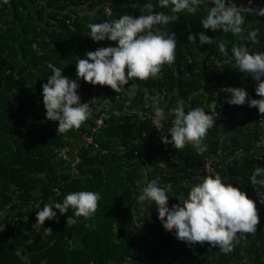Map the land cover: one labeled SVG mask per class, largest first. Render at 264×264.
<instances>
[{
  "label": "trees",
  "instance_id": "1",
  "mask_svg": "<svg viewBox=\"0 0 264 264\" xmlns=\"http://www.w3.org/2000/svg\"><path fill=\"white\" fill-rule=\"evenodd\" d=\"M109 1L116 3L110 20L120 15H141L138 8L117 4L118 0H7V3H0V211L9 203L17 208L24 207L18 201L36 202L39 199L35 194L37 190L43 192L42 207L50 201L62 202V197L53 195L51 189L59 178H70V168L54 154V148L63 139L62 135L48 129L58 126V122L46 119L42 84L47 83V77L51 75L48 63L61 68L63 75L75 79L77 58H83L86 52L99 47L114 46L115 42H93L86 35L90 23L107 20L104 11ZM234 2L238 6L247 5V0ZM152 3L154 11L163 10L155 7L156 0ZM252 6H264V0H253ZM205 14V6L201 5L195 13L179 14V19L173 24L157 26L175 33L177 41L176 59L171 65L162 67V77L148 79L147 84L134 78L119 93L105 86V93L100 97L115 104L117 96L123 97L128 93L130 99L137 103L135 107L139 108L145 106L148 97L162 94V90L166 89L168 102L161 107L166 105L169 109L177 101H182L185 106L187 103L200 106L206 112L207 103L211 104L214 96L209 85L216 83L221 100L227 105L229 123L240 121L233 145L252 148V137L259 138L263 132L253 115L258 109L248 107L247 103L230 105L226 93L219 90L229 86L242 87L253 99H260L255 93L256 82L235 68L233 61L221 56L217 41H224L229 49L235 44L248 47L250 53L264 51V17L247 14L241 38L222 30L203 29L200 20ZM251 28L260 29V43L252 44L247 40V30ZM201 31L212 36L210 43L199 44L197 34ZM189 33L197 37V43L188 41ZM212 57L218 58L223 66L212 71L206 65ZM91 88V84L80 81L78 92L81 89L85 93L81 103L89 101ZM152 88L156 89V93L152 92ZM94 113L92 111L91 116ZM119 123H112L99 137L104 146L108 142L114 144V152L112 149L107 157L85 159L79 166L81 176L72 182L76 191L89 190L101 194L95 214L85 219L73 216L72 210L61 215L54 209L57 217L46 220L40 229L33 228L36 211L9 210V213L0 216V264H125L129 258L131 262L128 264L134 261H140L139 264L207 263L205 255L208 253L200 249V245L193 247L179 241L175 246L177 239L171 230L152 223H145L141 229L134 226L130 215L133 210L138 214L141 212L136 196L137 185L145 174L144 167L150 164L161 167L170 159L161 143L151 138L145 139L143 147L137 145V137L143 132L149 135L151 126L127 119L123 120V125ZM246 129L251 130L252 136L243 139L240 144ZM218 130L219 124H216L207 132L204 143L208 146V153L217 152L215 138ZM119 144L128 148L126 155H120ZM168 147V150L174 149L171 144ZM136 151L138 156L133 158ZM185 155L187 162L197 160L203 163L205 158L200 157L191 146L186 150H174L176 159H185ZM92 163L99 167L90 169ZM257 166L264 167V159L256 163L246 160L244 164L232 167L231 176L234 184L258 202L257 192L250 184V177ZM58 170L61 172L59 176ZM41 174H45L46 178L42 179ZM44 228H51L52 234L44 236ZM232 263L264 264V221L257 225L254 235L246 234L234 243L230 252H224L219 262H209Z\"/></svg>",
  "mask_w": 264,
  "mask_h": 264
},
{
  "label": "clouds",
  "instance_id": "2",
  "mask_svg": "<svg viewBox=\"0 0 264 264\" xmlns=\"http://www.w3.org/2000/svg\"><path fill=\"white\" fill-rule=\"evenodd\" d=\"M137 1L134 3V0H123L122 2L118 0L117 4L122 3L132 6L133 9L138 8L141 12L138 17L120 15L119 18L110 20V17L106 16L107 20L103 19L101 23L88 25L89 32L86 35L93 42L107 40L115 43L114 46L99 47L95 51H88L83 58H77L75 79L63 75L62 69L54 64L48 63L47 65L51 70V75L47 77V83L42 84V102L46 119L58 122V126H51L48 129L62 135L63 139L54 148V154L59 161L66 162V166L70 168L68 175L71 176L69 179L59 178L52 185L53 195L62 197V202L50 201L42 207L43 192L41 190L35 192L36 197L39 198L37 201L42 200V203L40 206L37 205L38 209L26 211H36V223L33 228L41 229L46 220L55 219L57 212L54 209L58 210L61 215L72 210L73 216L88 219L95 214L98 201L101 199L99 192L74 190L72 182L81 176L79 166L85 159H99L108 155L102 156L100 153L81 150L79 157L82 161L77 165L78 174H75L71 167L73 161L61 158L60 153L57 152L59 147L65 145L74 147V144L67 143L65 139L67 137L77 139L75 133L77 131L73 129L79 128L91 118V104L96 99L81 103V99L85 97L81 89L78 92L81 80L92 85L91 91L93 86L98 85L100 96V94L104 95L105 86L119 93L125 90V86L134 78L145 84L148 83V79L157 78L164 65H171L175 61L177 48L175 33L166 32L165 28L161 30L157 26L173 24L179 19V14L195 13L201 5L205 6L206 12L200 20V26L203 29L222 30L224 33H231L241 38H243L241 34L245 32L243 26L247 14L264 17V6L253 7V0H247V5L239 6L234 0H156L155 7L163 9L162 11H154L153 0H145L142 7L140 5L143 0ZM0 3H7V0H0ZM197 35L200 45L212 41V36L207 35L205 31ZM260 35L258 28L247 30V40L252 44L260 43L258 39ZM188 41L195 44L197 37L189 33ZM33 47L35 48V45ZM217 47L222 57L233 61L235 68L251 76L256 82L255 93L260 99H253L242 87L229 86L219 91L226 93L227 102L230 105L242 106L247 103L248 107H255L260 114H264V51L250 53L248 47L235 44L229 49L222 40L217 41ZM211 62H207L206 65L213 68L211 69L213 71L217 66L215 62ZM222 66L223 64L219 67ZM130 107H135L133 102ZM168 116L173 119L167 133L164 134L162 121ZM125 119L127 118H114L112 123L116 125V121H120L121 126ZM127 120L134 122L131 119ZM151 121L152 126L162 132L160 139L164 145L171 144L175 149H182L189 144L197 153L203 154L208 147L204 140L208 130L216 122V113H206L200 106L189 107L186 111L184 103L177 101L175 107L168 109L167 114L164 108L154 105ZM225 122L229 123L228 117ZM239 122L231 123L240 127ZM99 142L104 148L114 149V144L108 142L104 146L101 141ZM153 166L152 164L147 165L144 170L149 173ZM89 167L90 169L98 168L99 165L92 163ZM157 168L163 169L162 167L155 169ZM59 175H61L60 170L57 176ZM39 176L42 179L46 178L45 174ZM159 181L160 177L157 176L140 187L137 205L140 211H144L146 205L150 209L153 208L152 212L156 208L157 212L153 213L157 216L156 224L160 228L171 230L178 241L187 245L197 243L203 245L206 242L207 248L200 246V249L205 252L208 253L211 246L218 247L223 253H227L232 250L234 243L239 242L246 234L256 233L260 220L257 201L249 198L246 192L238 187V184H234L233 177L231 184L223 182L219 174L205 176L200 182L190 187L186 197H179L176 200L178 202H174L171 206L168 204L170 199L168 188L160 186ZM250 184L257 192L258 202L264 204V167L257 166L254 169ZM56 189L58 191H55ZM37 201L31 203H37ZM31 203L18 201V204L24 207H28ZM42 233L48 236L52 234V230L44 228ZM165 234L168 235L167 232ZM200 255L204 256L203 253Z\"/></svg>",
  "mask_w": 264,
  "mask_h": 264
},
{
  "label": "built area",
  "instance_id": "3",
  "mask_svg": "<svg viewBox=\"0 0 264 264\" xmlns=\"http://www.w3.org/2000/svg\"><path fill=\"white\" fill-rule=\"evenodd\" d=\"M115 5L114 1H110L105 6L104 15L107 17H111L113 14L112 7ZM212 61L215 62L217 67L221 66L220 61L215 58H212ZM213 69V68H211ZM163 74L160 72L157 78L162 77ZM152 78V79H157ZM146 82V80H145ZM209 87L214 91L213 101L211 104L207 103L206 113H216V122L213 127L219 124L218 136H216L215 140L218 142L217 145V152L215 153H208L205 152L203 154L197 153L200 157L205 156L203 163H199L197 160L189 161L186 160V155L184 156L185 159L179 160L174 157V149L168 150V145H164L161 142V135L162 132L158 131L154 126H152L151 116L153 114V106L161 107V104H166L168 102V91L164 89L162 94H157L156 96H150L145 101V106H141L139 108L130 107L131 102L130 96L128 93L126 96H117L115 100V104L111 103L109 100H103L99 96L98 85L93 86L91 91L90 99L95 98L96 101L91 104V111H95L94 116H91L88 120H86L79 128L73 129L77 134V139L74 137H67L65 140L67 143L74 144V147L70 145H65L63 147H59L57 152L60 153V157L68 160L73 161L71 167L73 168V173L78 174L77 165H79L82 159L79 157L81 150L89 151L90 153H100L102 156H106L112 153L111 148L102 147L99 142L100 134H103L110 128L112 125V121L115 119L120 118H127L131 119L134 122H138L140 124H144L147 126H151L152 130L150 129L149 135L146 132H143L141 135L137 137V145L139 148L145 145V139L151 138L155 142H160L161 145L164 147L170 162L163 164L161 168H157L159 166H153L148 173L145 171L142 179L139 182L140 187L146 184L148 181L155 179L157 176L160 177V186L168 188V195L170 199L168 200L169 206H171L179 197L184 196L186 197L188 191L191 186L200 182V180L208 175H215L219 174L225 183L232 184V176H231V168L235 167L236 165H240L246 162V160L250 163H256L262 161L264 159V114H260L258 111H254L253 115L257 119V124L260 128H262L263 132L261 131V135L259 138L252 137V145L254 147L249 148L241 145H233V138L237 135L238 129L240 127L229 126V123L225 122V119L228 117V109L227 105L224 104L221 100L220 93L217 91V84L211 83ZM153 93H156V89H152ZM83 95H81L82 97ZM129 100V102H128ZM131 100V102H130ZM135 106L137 103L133 102ZM175 107V106H171ZM189 107H192L190 104H186L185 110ZM164 108L165 113L167 114L168 109L167 106H162ZM173 117L168 116L164 121H162L163 125V133H167V129L171 126V121ZM141 126V125H140ZM212 127V128H213ZM248 128V127H247ZM254 128V126H252ZM248 134V135H247ZM208 135V134H206ZM252 136L251 130L246 129L243 132V135L240 139V144L243 143V139H248ZM109 140V137H105ZM115 141V137H113ZM170 139V137H169ZM191 145L186 144L182 149L177 150H186L187 147ZM192 147V146H191ZM116 148V147H115ZM117 149L120 152V155H126L129 151L127 147L121 146V144L117 145ZM114 152V149H113ZM72 154V156H70ZM138 156V152L134 153V157ZM71 159V160H69ZM194 163V165H190V163ZM177 177V179H174ZM139 190L138 194L139 195ZM55 191H58L57 189ZM136 196V197H137ZM42 200H39L37 203H31L28 207H17L15 208L13 204L9 203L7 206L3 207L2 211H0V216H3L11 211H25L26 209H38L37 205H41ZM148 205L145 206V210L141 211L140 214L136 210L131 212V217L133 219V224L137 229H141V227L146 223L156 224V215L153 214L157 212L156 208H154V212L149 211L147 209ZM156 207V206H155ZM264 204H260L257 202V209L258 215L260 217L259 224L264 221ZM141 216V218H139ZM168 237L167 234H165ZM150 237V235H149ZM174 242V241H172ZM179 241L177 240L174 244L178 246ZM200 245L202 248H207V243L205 242L203 245L197 243L192 245L196 247ZM223 251L219 250L218 247H211L208 250V254L205 256L206 264L212 262H219L222 258ZM131 262L129 258L128 263ZM245 262V261H244ZM125 263V264H128ZM140 261H134L133 264H139ZM246 263V262H245ZM94 264V263H91ZM235 264V263H232Z\"/></svg>",
  "mask_w": 264,
  "mask_h": 264
},
{
  "label": "crops",
  "instance_id": "4",
  "mask_svg": "<svg viewBox=\"0 0 264 264\" xmlns=\"http://www.w3.org/2000/svg\"><path fill=\"white\" fill-rule=\"evenodd\" d=\"M229 126L231 127V126H232V124L228 125V127H229Z\"/></svg>",
  "mask_w": 264,
  "mask_h": 264
},
{
  "label": "rangeland",
  "instance_id": "5",
  "mask_svg": "<svg viewBox=\"0 0 264 264\" xmlns=\"http://www.w3.org/2000/svg\"><path fill=\"white\" fill-rule=\"evenodd\" d=\"M2 231H4V230H2Z\"/></svg>",
  "mask_w": 264,
  "mask_h": 264
}]
</instances>
